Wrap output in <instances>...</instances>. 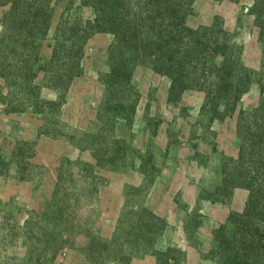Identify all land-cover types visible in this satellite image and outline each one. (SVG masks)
<instances>
[{"label": "rangeland", "instance_id": "374dc122", "mask_svg": "<svg viewBox=\"0 0 264 264\" xmlns=\"http://www.w3.org/2000/svg\"><path fill=\"white\" fill-rule=\"evenodd\" d=\"M238 1L0 0V264H264L238 176L264 142V0ZM238 188L201 250L202 201Z\"/></svg>", "mask_w": 264, "mask_h": 264}, {"label": "crops", "instance_id": "0c3cea01", "mask_svg": "<svg viewBox=\"0 0 264 264\" xmlns=\"http://www.w3.org/2000/svg\"><path fill=\"white\" fill-rule=\"evenodd\" d=\"M247 0H240L237 2H235V4H231V8H233V10H235V12L237 11L238 8H240L242 5V3L246 2ZM232 10V11H233ZM240 9H238L239 11ZM242 14V13H240ZM247 16L245 14H243V17ZM249 17V16H248ZM226 130H223L220 134L224 135ZM233 135L235 136H231V140L228 144V150L225 151L227 153H229L230 155H235L238 147H236V145H234V140H236V134L233 132ZM234 143V144H231ZM219 152L221 154V148L219 149ZM219 156V155H217ZM214 166H216L218 163L217 162H213ZM215 168V167H214ZM221 182V177L218 178V180L216 181V184H219ZM243 193V189L242 188H238L236 190H234L233 194H232V198L230 201L223 202V201H208V200H204L202 201V204L204 206V212H206L207 215V219H209L210 223H206L203 227H199L198 231H199V235H200V244H199V248L201 250H204L205 248H208L209 242L212 240V236H211V230H212V225L211 224H217L219 222H222L226 219V217H228L229 215V210L230 208L236 209V205L239 204L238 203V197L239 195H242ZM172 228H167L166 230L169 231ZM193 249L190 248L188 251V254H192ZM201 262H204V260L202 259ZM130 264H156V261L154 258L151 257V255H141L140 257H135L134 259H132V261L130 262Z\"/></svg>", "mask_w": 264, "mask_h": 264}, {"label": "trees", "instance_id": "16d2710c", "mask_svg": "<svg viewBox=\"0 0 264 264\" xmlns=\"http://www.w3.org/2000/svg\"><path fill=\"white\" fill-rule=\"evenodd\" d=\"M263 151H264V142L257 148L256 160L253 159L250 160L251 162L248 165V168L245 164H240L241 166L238 169V176L240 175L239 177H241L242 179L250 181V183H246L249 185L250 188V199L251 197H253L255 190L259 191L260 195L262 194L264 195V152ZM241 158L242 156L238 157L239 160H241ZM240 183L242 182H238L237 184ZM248 208H249V201H248Z\"/></svg>", "mask_w": 264, "mask_h": 264}]
</instances>
